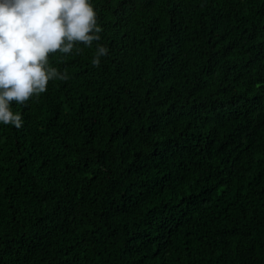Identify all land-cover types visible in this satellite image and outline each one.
Segmentation results:
<instances>
[{"label":"trees","instance_id":"16d2710c","mask_svg":"<svg viewBox=\"0 0 264 264\" xmlns=\"http://www.w3.org/2000/svg\"><path fill=\"white\" fill-rule=\"evenodd\" d=\"M93 4L0 124V264H264V0Z\"/></svg>","mask_w":264,"mask_h":264},{"label":"clouds","instance_id":"9594fccd","mask_svg":"<svg viewBox=\"0 0 264 264\" xmlns=\"http://www.w3.org/2000/svg\"><path fill=\"white\" fill-rule=\"evenodd\" d=\"M102 31L93 0H0V124L20 128L12 102L24 104L47 91L49 80L68 78L50 65V53L91 47ZM108 52L97 43L92 65Z\"/></svg>","mask_w":264,"mask_h":264}]
</instances>
